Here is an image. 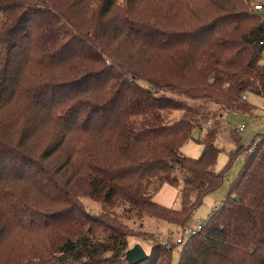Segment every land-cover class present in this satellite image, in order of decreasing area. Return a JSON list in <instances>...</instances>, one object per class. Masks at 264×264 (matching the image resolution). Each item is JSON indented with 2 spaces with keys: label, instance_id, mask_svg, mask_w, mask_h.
Segmentation results:
<instances>
[{
  "label": "trees",
  "instance_id": "trees-1",
  "mask_svg": "<svg viewBox=\"0 0 264 264\" xmlns=\"http://www.w3.org/2000/svg\"><path fill=\"white\" fill-rule=\"evenodd\" d=\"M251 2L0 0V264H131L132 236L152 243L137 264H173L177 248V264H264V134L240 146V174L184 243L122 219L186 230L222 182L223 111L264 97ZM210 119L200 157L183 155ZM164 184L180 187V208L154 200Z\"/></svg>",
  "mask_w": 264,
  "mask_h": 264
},
{
  "label": "rangeland",
  "instance_id": "rangeland-1",
  "mask_svg": "<svg viewBox=\"0 0 264 264\" xmlns=\"http://www.w3.org/2000/svg\"><path fill=\"white\" fill-rule=\"evenodd\" d=\"M258 3L264 4V0H252L251 5L254 6ZM257 13L264 19V9L258 10ZM264 59V52H263ZM248 100L253 105L252 113H235L232 111L224 110L223 116L219 123V132L216 139V145L220 148L218 157L214 163L213 169L216 172L223 173V180L220 185L214 190L210 191L203 199L202 203L196 209L193 217L186 226V230L196 229L199 223L205 222L209 215L217 207L221 206L223 200L227 196L231 185L234 180L240 174L242 170L246 155L249 151L240 150V146L245 147L252 144L253 139L258 134H264V97L254 92H249ZM180 98H184L183 95H178ZM211 106V104H209ZM213 106L218 107L213 103ZM211 108V107H210ZM209 108L210 112L211 109ZM170 115L166 114V117L172 119H179L183 115V111L174 110ZM212 119L207 120L202 126H197L192 132V137L180 147V151L183 155L198 158L203 151V144L200 139L204 138L208 130L214 127ZM244 126L242 129H240ZM236 133L237 138L233 136ZM86 207L98 213L102 211L103 205L100 201L94 200L89 196L82 198ZM154 200L159 202L165 207L180 208L181 196L180 187H176L170 184H164L161 189L155 194ZM119 215L122 214V207L117 209ZM123 221L128 223L132 228L137 231L139 229L153 232L156 235L167 237L171 235L174 240H177L180 236H186V230L182 227L170 223L163 218H159L152 215H145L143 219L135 218H122ZM142 223V224H141ZM130 246L133 247L136 244H140L147 253L151 250V241L142 237L132 236L129 238ZM179 257V248L174 252L173 264L177 263Z\"/></svg>",
  "mask_w": 264,
  "mask_h": 264
},
{
  "label": "water",
  "instance_id": "water-1",
  "mask_svg": "<svg viewBox=\"0 0 264 264\" xmlns=\"http://www.w3.org/2000/svg\"><path fill=\"white\" fill-rule=\"evenodd\" d=\"M147 252L140 245L136 244L127 251V258L131 264H137L147 257Z\"/></svg>",
  "mask_w": 264,
  "mask_h": 264
},
{
  "label": "built area",
  "instance_id": "built-area-1",
  "mask_svg": "<svg viewBox=\"0 0 264 264\" xmlns=\"http://www.w3.org/2000/svg\"><path fill=\"white\" fill-rule=\"evenodd\" d=\"M254 8L256 9V10H262V9H264V4H262V3H258V4H256L255 6H254ZM261 44H264V41H261ZM263 102H264V100H263ZM244 126H242L240 129H242ZM203 224H204V222H201V223H199L198 224V226L196 227V229H192V230H186V233H188V235H187V237L186 236H180V237H178L177 238V242H179V243H184L187 239H189L196 231H198V230H201L202 229V227H203ZM177 264V263H176Z\"/></svg>",
  "mask_w": 264,
  "mask_h": 264
},
{
  "label": "crops",
  "instance_id": "crops-1",
  "mask_svg": "<svg viewBox=\"0 0 264 264\" xmlns=\"http://www.w3.org/2000/svg\"><path fill=\"white\" fill-rule=\"evenodd\" d=\"M248 97V96H247Z\"/></svg>",
  "mask_w": 264,
  "mask_h": 264
}]
</instances>
